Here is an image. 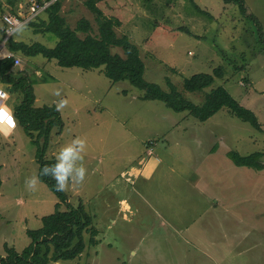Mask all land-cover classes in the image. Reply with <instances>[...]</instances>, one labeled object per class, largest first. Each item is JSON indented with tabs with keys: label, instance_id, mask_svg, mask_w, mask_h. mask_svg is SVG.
Wrapping results in <instances>:
<instances>
[{
	"label": "rangeland",
	"instance_id": "rangeland-1",
	"mask_svg": "<svg viewBox=\"0 0 264 264\" xmlns=\"http://www.w3.org/2000/svg\"><path fill=\"white\" fill-rule=\"evenodd\" d=\"M84 1L61 0L60 15L71 29L86 19L88 34L96 36L95 16ZM242 1L246 14L222 0H107L97 7L120 22L118 36L137 46L146 82L167 92L169 81L196 106L221 86L255 114L260 130L226 108L200 122L160 101L142 100V90L110 81L103 67L63 68L40 55L16 56L19 66L13 69L28 76L36 107L68 100L59 112L62 132L51 133L46 156L55 158L75 137L88 145L85 181L66 195L71 204L83 203L98 232L97 245L90 246L84 232L79 257L47 264H264V168L237 167L226 156L258 152L264 166V41L257 26L264 35V0ZM30 2L24 0L13 15H27ZM10 9L0 0V30ZM1 38L0 32V45ZM12 40L47 48L58 41L27 25ZM111 52L123 56L119 48ZM217 67L223 77L209 88L183 89L185 79L213 74ZM57 89L61 97L54 95ZM8 93L9 105H17L20 96ZM35 151L19 126L8 137L0 134V253L4 245L20 253L30 243L26 230L40 228L58 202L42 182L36 192L25 188V178L38 172ZM148 162H157L149 178L132 173ZM215 200L220 207H212Z\"/></svg>",
	"mask_w": 264,
	"mask_h": 264
},
{
	"label": "trees",
	"instance_id": "trees-1",
	"mask_svg": "<svg viewBox=\"0 0 264 264\" xmlns=\"http://www.w3.org/2000/svg\"><path fill=\"white\" fill-rule=\"evenodd\" d=\"M24 0H6L10 6L11 14H16L19 4ZM51 0H35L42 5ZM107 0H85L84 6L95 16L98 34L92 36L90 23L86 19H80L76 27L71 29L65 19L60 15L61 0L52 2L42 12L46 19H38L27 24L33 28L35 34H53L57 39L54 48H47L42 44L27 45L9 39L6 42L7 49L14 56L17 54L30 57L40 55L48 60H55L56 64L63 68H80L92 70L103 67L106 78L112 82L127 81L133 87L144 92L142 100H156L162 102L167 108L175 112H188L200 122H205L222 108H226L230 114L240 121L249 124L256 130L261 125L255 114L241 106L223 87L211 89L205 94L204 102L200 106L185 100L177 89L167 81L168 91H163L157 84L146 82L143 79L144 64L139 51L126 35L118 36L115 28L120 26L118 20L107 18L97 7V4ZM225 4L235 3L240 11L246 14L242 0H222ZM31 4V2H30ZM250 17V16H248ZM253 20L256 21L255 17ZM3 22V19H2ZM257 22V21H256ZM259 28V38L264 41V35ZM3 37V29L0 30ZM84 33L83 38L77 33ZM2 40V38H1ZM112 48L122 50L123 56L113 54ZM14 58L0 59V80L11 87V94L20 96L19 103L12 106L13 115L17 126L21 127L26 136L36 146L35 159L38 164V172L45 164L55 163L54 157H47L51 133L60 135L63 122L59 112L53 105L36 107L35 95L32 84L22 71H14ZM223 70L217 67L213 74H195L183 82V89L187 92H201L209 88L215 78L221 79ZM10 94V93H9ZM227 158L237 167L252 168L261 171L264 166L261 163V153H252L241 156L236 152H228ZM1 169V167H0ZM40 180L56 196L58 202L55 210L50 215L41 218V227L36 230H26L30 243L20 253L13 248L4 245V256L0 255V264H47L49 261H69L79 257L84 249L83 233L89 234L88 244L97 245V230L92 226V218L87 214L83 203H69L66 193L55 191L54 181L48 177H40ZM0 176V188H1ZM61 205L65 209L61 210Z\"/></svg>",
	"mask_w": 264,
	"mask_h": 264
},
{
	"label": "clouds",
	"instance_id": "clouds-1",
	"mask_svg": "<svg viewBox=\"0 0 264 264\" xmlns=\"http://www.w3.org/2000/svg\"><path fill=\"white\" fill-rule=\"evenodd\" d=\"M19 32L22 33L23 29H20ZM7 95L8 93L0 88V98L6 97ZM54 95L61 97V90L57 89ZM52 104L54 105L55 111L63 112L68 106V100L60 98L54 100ZM16 127L17 121L12 111L5 105L0 104V134L5 136L11 135ZM87 147L86 138L75 137L70 143L59 148L55 156V163L45 164L38 175H31L25 178V188L30 192L38 191L41 176L48 177L54 181L53 187L57 192L67 193L78 188L84 183L88 172L83 163Z\"/></svg>",
	"mask_w": 264,
	"mask_h": 264
},
{
	"label": "built area",
	"instance_id": "built-area-1",
	"mask_svg": "<svg viewBox=\"0 0 264 264\" xmlns=\"http://www.w3.org/2000/svg\"><path fill=\"white\" fill-rule=\"evenodd\" d=\"M56 0H51L49 2H43L42 5H39L34 0H31V4L28 8V14L23 16L22 14L13 15V14H5L3 19V40L0 45V49L3 48L6 42L12 38L14 33L21 27L27 25L29 22L36 19L44 10L47 8L52 2ZM20 9H22V4L20 5ZM7 57H12L11 54H8ZM2 58V55H0ZM14 58V66H19V60ZM2 88V87H0ZM4 92H7L4 88H2ZM8 93V92H7ZM9 100V93L6 97L0 98V104L6 106V102Z\"/></svg>",
	"mask_w": 264,
	"mask_h": 264
},
{
	"label": "crops",
	"instance_id": "crops-1",
	"mask_svg": "<svg viewBox=\"0 0 264 264\" xmlns=\"http://www.w3.org/2000/svg\"><path fill=\"white\" fill-rule=\"evenodd\" d=\"M3 29V28H2ZM2 50L3 51H5L6 52V54L5 55H2L1 54V52H2ZM8 54H11V55H13L12 53H10L9 51H8V49H7V47H6V45L3 47V49H0V55H2V58H5V57H7V55ZM17 55H19V54H17ZM17 55H13V57H15V58H17L16 56ZM2 58H0V59H2ZM0 83H2L1 82V80H0ZM3 84V83H2ZM4 85V87H5V90H7V92L9 91V90H11V87L9 86V85H7V84H3ZM8 87H9V89H8ZM9 98H10V96H9ZM8 102H9V100H8ZM8 102H6V107H8L11 111H12V106H14L13 104H11V105H9L10 103H8ZM13 113V112H12ZM16 129V128H15ZM5 136V135H4ZM9 136V135H8ZM8 136H5V137H8ZM157 165V162H153V164L151 165V162H148L144 167H143V169H137V168H135V169H132L131 171H132V173H134L135 175H139V174H142L145 178H149L150 177V175L152 174V171H153V169H154V167ZM152 166V167H151ZM2 185V184H1ZM212 207H215V208H218V207H220V205H219V200H215L214 202H213V204H212ZM200 208V207H199ZM28 246V245H27ZM2 254V256H4V253H0V255Z\"/></svg>",
	"mask_w": 264,
	"mask_h": 264
},
{
	"label": "bare ground",
	"instance_id": "bare-ground-1",
	"mask_svg": "<svg viewBox=\"0 0 264 264\" xmlns=\"http://www.w3.org/2000/svg\"><path fill=\"white\" fill-rule=\"evenodd\" d=\"M3 51V50H2ZM2 53V52H1Z\"/></svg>",
	"mask_w": 264,
	"mask_h": 264
}]
</instances>
